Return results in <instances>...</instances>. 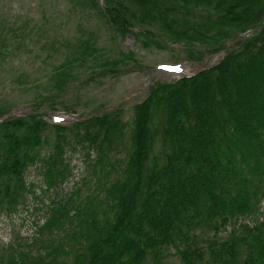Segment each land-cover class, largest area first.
I'll return each instance as SVG.
<instances>
[{"label":"trees","instance_id":"obj_1","mask_svg":"<svg viewBox=\"0 0 264 264\" xmlns=\"http://www.w3.org/2000/svg\"><path fill=\"white\" fill-rule=\"evenodd\" d=\"M77 2L97 8L116 33L131 34L145 47L167 48L168 39L188 60L224 56L191 75L150 85L130 121L122 105L70 127L50 124L39 105L0 120V207L24 201L26 171L38 161L50 186L65 179L69 133L97 151L95 158L87 153L93 167L110 163L115 171L102 196L81 200L74 214L65 203L52 210L40 233L66 229L65 219L71 230L34 264H166L170 247L181 264H264V222L235 223L241 231L219 237L232 220L256 213L264 198V0ZM5 23L0 17V51ZM78 41L49 77L54 91L66 93L74 66L98 54L92 32ZM104 64L102 75L119 70L117 60ZM6 113L0 107V116ZM52 128L54 152L42 157ZM203 228L214 232L205 245L195 240ZM63 253L72 259L60 261Z\"/></svg>","mask_w":264,"mask_h":264},{"label":"rangeland","instance_id":"obj_2","mask_svg":"<svg viewBox=\"0 0 264 264\" xmlns=\"http://www.w3.org/2000/svg\"><path fill=\"white\" fill-rule=\"evenodd\" d=\"M0 17L6 22L3 26L6 38L0 51V107L8 111L0 116V120L10 116H26L39 105V112L50 124L70 127L76 121L122 105L125 119L130 121L133 106L144 100L150 85L191 75L202 66L216 63L223 55L222 52H215L206 55L201 62L188 60L179 47L168 39L167 48L145 47L131 34L120 36L98 14L97 8H89L77 0H0ZM90 32L98 40V54L85 65L74 66L66 93L54 91L52 84L48 83L54 67L65 61L73 45L80 39H86ZM237 40L228 41L229 47H234ZM129 52L134 58L127 59ZM113 59L119 61V70L108 76L102 75L105 61ZM47 95L57 99L45 98ZM54 138L52 128L41 148L42 156L54 152ZM68 138L71 143L66 147L67 167L68 160L74 164V168L84 167L82 173L85 176L72 193L69 191L71 187L67 186L66 195L60 188H55L49 195L56 198L65 195L63 199H67L77 189L74 201L65 202L70 214H74L75 206L85 202L81 200L89 196H102L104 188L112 181L111 173L115 171L110 169V163L93 167L95 159L89 160L87 153L93 152L94 157L97 151L88 150L83 146L85 144L76 142L72 133L68 134ZM27 180L34 186L44 187L39 165L28 170ZM36 194L38 198L30 194L14 209L0 207V264H34L38 259L45 258L52 241L57 244L63 233L71 230L69 220L65 219L62 225L66 229L60 227L52 232L46 231L38 239L29 241L34 238L33 227L25 232L26 240L23 239L22 228L28 222L35 221L41 225L51 213L52 202L43 201L42 194ZM93 202L97 204V201ZM258 208L256 211L264 215V202L263 212L260 205ZM256 213L243 219L255 222ZM235 223L238 224L232 220L222 228L219 237L225 238L234 230L241 231ZM213 235V231L203 228L197 232L195 240L205 245V241ZM65 258L71 260L72 255H60V261ZM164 262L181 264L175 248L165 250Z\"/></svg>","mask_w":264,"mask_h":264},{"label":"built area","instance_id":"obj_3","mask_svg":"<svg viewBox=\"0 0 264 264\" xmlns=\"http://www.w3.org/2000/svg\"><path fill=\"white\" fill-rule=\"evenodd\" d=\"M80 175V167L77 166V168L74 170V174L73 176L70 178V180L68 181V185H73V183H75V180H77L79 178Z\"/></svg>","mask_w":264,"mask_h":264},{"label":"bare ground","instance_id":"obj_4","mask_svg":"<svg viewBox=\"0 0 264 264\" xmlns=\"http://www.w3.org/2000/svg\"><path fill=\"white\" fill-rule=\"evenodd\" d=\"M70 180V176H69V174L67 175V181H69Z\"/></svg>","mask_w":264,"mask_h":264},{"label":"water","instance_id":"obj_5","mask_svg":"<svg viewBox=\"0 0 264 264\" xmlns=\"http://www.w3.org/2000/svg\"><path fill=\"white\" fill-rule=\"evenodd\" d=\"M246 35H247V33H246Z\"/></svg>","mask_w":264,"mask_h":264}]
</instances>
